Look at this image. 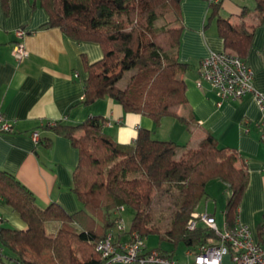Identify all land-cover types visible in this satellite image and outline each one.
<instances>
[{
    "label": "trees",
    "instance_id": "obj_1",
    "mask_svg": "<svg viewBox=\"0 0 264 264\" xmlns=\"http://www.w3.org/2000/svg\"><path fill=\"white\" fill-rule=\"evenodd\" d=\"M37 2L49 17L43 28H57L70 39L93 42L102 49L103 57L95 62L82 56L87 73L82 104L112 98L125 111L148 116L157 125L164 117H176L191 132L193 117L181 113L187 103L183 73L190 69L179 55L184 30L182 0ZM2 4L8 14L9 0H2ZM209 7V19L217 17V34L224 41V52L246 63L255 25L248 26L245 21L235 25L220 16L221 0H210ZM255 13L258 20L264 19V0H256ZM127 73H132L127 84L119 86ZM108 121L95 115L77 124L58 120L47 125L79 151L72 191L80 210L75 213L56 203L41 207L26 185L0 169V204L26 223L24 229L0 225V264L5 257L21 264H110L96 250L97 243L109 233L115 244L140 237L144 243L142 257L157 251L172 259L180 244L196 256L201 247L221 241L200 220L194 229L188 226L193 214L200 213L202 201H208L207 185L214 179L226 186L225 224L231 229L237 227L249 182L247 163L237 149L219 146L210 133L198 146L190 147L156 139L146 128L138 131L132 143H120L105 131ZM38 143L50 145L51 138L39 133ZM160 193L169 195L175 204L174 210L168 208L167 213L159 214L169 221L164 231L152 223L154 199ZM126 209L135 212L128 232L117 227ZM49 221L61 222L58 231H47L45 224ZM263 226L264 222L258 225L260 234ZM128 234L129 239L122 241L121 237ZM151 234L159 235L161 242H170L174 249L166 251L160 245L147 250L145 239Z\"/></svg>",
    "mask_w": 264,
    "mask_h": 264
},
{
    "label": "crops",
    "instance_id": "obj_2",
    "mask_svg": "<svg viewBox=\"0 0 264 264\" xmlns=\"http://www.w3.org/2000/svg\"><path fill=\"white\" fill-rule=\"evenodd\" d=\"M209 1L182 0L184 30L179 55L190 69L183 73L187 103L181 113L193 117L190 132L176 117H164L157 125L148 116L125 111L112 98L82 104L87 79L82 56L90 62L100 60L103 57L100 45L79 43L57 28H43L49 17L37 0H9L8 14L0 0V169L14 174L26 185L41 207L56 203L69 213H75L80 210L72 191L79 151L69 139L47 128L48 124L58 120L77 124L99 115L108 118L105 131L120 143H132L138 131L146 128L156 139L186 143L190 147L198 146L210 133L219 146L237 149L247 163L249 182L239 207V221L248 225L255 239L262 242L258 225L264 222V116L253 94L240 99H222L201 78L202 59L212 51L225 50L224 41L217 34V17L209 19L212 13ZM221 1L220 16L235 25L242 21L248 26L255 25L246 63L254 72L255 88L264 92V19L258 20L256 16V0ZM21 28L27 33L24 43L29 54L17 61L13 48ZM198 81L202 82L201 86L197 85ZM3 122L10 123L12 129L3 130ZM34 131L49 136L51 144L37 143L32 137ZM209 194L208 201H202L198 212L207 208L215 216L218 202L223 210L226 204L215 192ZM0 217L6 227H26L16 212L1 204ZM223 220L225 225V217ZM57 222L54 233L61 226V222ZM129 236L124 235L121 240L127 241ZM163 242L145 241L146 249L153 250L160 245L164 249ZM173 249L174 246L165 248L166 251ZM172 260L175 264H197L194 253L186 246L181 252L175 249ZM2 264L21 263L5 257ZM223 264H232L230 255H225Z\"/></svg>",
    "mask_w": 264,
    "mask_h": 264
},
{
    "label": "built area",
    "instance_id": "obj_3",
    "mask_svg": "<svg viewBox=\"0 0 264 264\" xmlns=\"http://www.w3.org/2000/svg\"><path fill=\"white\" fill-rule=\"evenodd\" d=\"M19 40L14 44L13 56L17 61H22L29 54L22 38L26 35L24 28L17 31ZM201 78L207 81L215 89L222 99H240L251 93L254 95L264 116V92H260L254 86V72L240 57L226 53L212 51L201 62ZM202 85L201 81L197 82ZM0 120L2 117L0 116ZM3 130H10L12 126L3 122ZM33 139L38 143L39 132L32 133ZM215 231L221 238L219 244L203 246L195 256L197 264H223L225 255H230L232 264H264V226L262 228V242L255 239L252 229L248 225L238 223L236 228H229L226 224L219 228L215 216L207 210L194 213L193 219L188 223L190 229H194L197 221ZM3 223L0 217V225ZM118 229L125 230L122 219L118 222ZM113 235L108 234L96 245V250L107 258L109 263L120 262L124 264H175L171 258L153 251L144 257L142 254L143 240L135 236L131 243L120 241L115 244ZM3 250L0 247V256Z\"/></svg>",
    "mask_w": 264,
    "mask_h": 264
},
{
    "label": "rangeland",
    "instance_id": "obj_4",
    "mask_svg": "<svg viewBox=\"0 0 264 264\" xmlns=\"http://www.w3.org/2000/svg\"><path fill=\"white\" fill-rule=\"evenodd\" d=\"M131 74L132 73L125 74L126 76L122 80H120L118 85L121 87H125L129 78L131 77ZM218 184H219V186L221 185L219 188L217 187ZM207 189H208V192H210L211 194H213V192H215L220 197V199H223L225 201V204H226V202H227L226 186L220 180H214L213 182H211ZM217 199H218V197H217ZM154 200L156 201V203L154 204V210H153L155 217H154L152 223L157 225L158 227H160L164 231L166 228L169 227V221L166 220L165 216L163 218H161L159 216V214H160V212H166L167 213L168 208H170L171 210H174L175 204L173 202V199H171V197H169V195H166L164 193H160L159 195H157V197ZM171 210H170V213L172 212ZM203 212H205V211H203ZM223 212H224L223 206H221V203L218 202V209H217L218 214L215 215V219H216V222H217V225L219 228L224 227V220H223L224 214H223ZM134 215H135V212L132 209H126L125 211L122 212V216H123L122 224H124L126 232H128L131 228V224H132V220L134 218ZM57 223H58L57 221L47 222L45 224L47 231L49 233H53L54 227ZM148 240H149V242H148ZM145 241H147V243H150V241H152L153 243L155 242V243L159 244V237L157 234H151L149 237L146 238ZM170 244L171 243L168 241H164L162 243L164 249L165 248L166 249L173 248V246ZM184 248H185V246L183 244H180V245H178L176 250H178V252H181L182 250H184Z\"/></svg>",
    "mask_w": 264,
    "mask_h": 264
}]
</instances>
